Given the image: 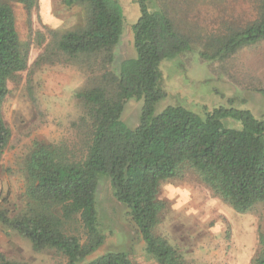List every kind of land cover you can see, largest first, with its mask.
Segmentation results:
<instances>
[{
  "label": "trees",
  "instance_id": "16d2710c",
  "mask_svg": "<svg viewBox=\"0 0 264 264\" xmlns=\"http://www.w3.org/2000/svg\"><path fill=\"white\" fill-rule=\"evenodd\" d=\"M10 0H0V160L12 139L4 115L10 93L8 83L26 71L29 52L19 40ZM29 13L39 0H11ZM139 0L140 16L132 26L135 58L114 68L116 50L125 32L120 0H64L66 6H83L86 23L81 29L50 33L38 63L66 60L84 70L90 87L78 92L85 111L79 120L87 151L74 158L66 144H39L30 154L25 171L26 206L16 213L8 200L0 202V224L28 240L36 253L53 249L68 264H84L105 244L106 235L97 206L103 178L109 180L116 202L129 211L147 254L156 264H184L181 253L155 229L165 204L159 200L162 183L193 169L211 192L246 214L264 204V119L249 110L218 107L201 116L184 106H168L161 64L192 52L193 34L177 27L168 0ZM264 42V0L257 18L244 27L230 28L210 37L200 53L207 62L226 61L241 50ZM264 97V89L258 91ZM142 102L139 124L131 129L123 121L126 104ZM232 104V101H231ZM241 123L229 128L224 120ZM84 231L85 242L77 234ZM261 250L252 264H264ZM0 264H26L7 259ZM87 264H139L125 252H107Z\"/></svg>",
  "mask_w": 264,
  "mask_h": 264
},
{
  "label": "rangeland",
  "instance_id": "374dc122",
  "mask_svg": "<svg viewBox=\"0 0 264 264\" xmlns=\"http://www.w3.org/2000/svg\"><path fill=\"white\" fill-rule=\"evenodd\" d=\"M139 0H120L125 14V32L116 50L120 64L135 58L132 26L140 16ZM176 24L185 34H193V51L161 64L163 86L168 92L157 112L168 106L185 108L205 116L218 107L249 110L264 119V42L248 47L226 61L201 59L205 42L230 28L244 27L258 16L259 0H168ZM15 16L21 45L28 49V69L9 81L10 93L3 115L12 139L0 160V202L16 213L27 204L26 162L35 144H66L74 158L87 151L78 129L85 108L76 94L90 87L87 73L66 60L38 63L52 31L81 29L87 18L85 7H68L64 0H39L29 13L14 1L7 2ZM160 5V0L156 1ZM232 101V104H231ZM142 102L126 104L123 121L134 129L139 124ZM229 128L240 129L237 120L226 119ZM159 200L165 204L155 235L168 241L183 256L184 264H252L261 250L264 234V204L241 214L215 196L191 168L179 177L161 184ZM97 206L105 244L84 264L107 252H125L139 264H156L146 252L145 243L130 221L127 208L118 204L108 179L98 187ZM77 234L85 242L78 225ZM0 253L7 259L26 264H68L53 249L36 253L31 243L0 224Z\"/></svg>",
  "mask_w": 264,
  "mask_h": 264
}]
</instances>
